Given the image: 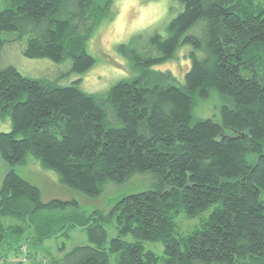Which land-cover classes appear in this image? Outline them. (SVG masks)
<instances>
[{
	"label": "trees",
	"instance_id": "obj_1",
	"mask_svg": "<svg viewBox=\"0 0 264 264\" xmlns=\"http://www.w3.org/2000/svg\"><path fill=\"white\" fill-rule=\"evenodd\" d=\"M96 0H15L0 9L4 32L35 34L23 54L84 75L97 63L88 41L107 12ZM182 11L167 34L138 36L119 51L135 75L105 94L80 81L60 85L0 67V264L38 260L52 239L81 227L88 243L51 264H264V3L259 0H178ZM192 47L184 83L164 66ZM226 100L219 117L197 119L200 102ZM34 156L66 187L99 197L150 173L153 186L117 199L107 213L75 200L44 202L39 187L17 171ZM208 213L207 216H204ZM203 216L191 233L175 219ZM16 220V223L6 219ZM117 236L108 241L107 227ZM131 236V240L125 238ZM147 243H159V255ZM67 247H61L65 251Z\"/></svg>",
	"mask_w": 264,
	"mask_h": 264
},
{
	"label": "rangeland",
	"instance_id": "obj_2",
	"mask_svg": "<svg viewBox=\"0 0 264 264\" xmlns=\"http://www.w3.org/2000/svg\"><path fill=\"white\" fill-rule=\"evenodd\" d=\"M264 3V0H259ZM73 0H68L70 11H75ZM16 8L15 0H0V9ZM93 8L107 12L104 20L98 25L88 41V49L97 59L96 65L84 75H76L70 72L71 59L57 64L48 59H30L23 54L29 37L32 33L4 32L1 39L5 41L1 53L0 67L12 65L23 75L56 81L60 85H69L80 81L81 88L90 94L103 95L117 81L135 75L130 67V62L119 51L121 45H130L136 41V37L149 36L154 32L167 34V25L182 11L178 0H96ZM106 11V12H105ZM192 47H183L177 54V58L170 63L157 67L162 71H170L179 83H184V75L190 69V61L187 54ZM226 104V100L217 94H212L209 100L200 102L195 109L197 119L219 117L220 108ZM10 120L0 119V132L11 131ZM8 166L0 159V188L7 173ZM18 173L27 181L36 185L42 192L44 202L53 199L77 200L81 208L86 212L95 210L107 213L111 205L120 197L147 190L153 186L155 179L152 174H137L123 185L108 183L104 192L99 197H89L81 192L72 190L60 182V178L54 171L43 168L41 163L32 155L28 156L27 163L17 168ZM206 213L204 216H207ZM203 216L189 219L180 215L175 219L178 229L183 234L191 233L199 227ZM8 222L16 223L11 218ZM108 241L117 236L114 225L107 228ZM131 240V236L125 238ZM88 243L85 230L77 227L69 238L52 239L46 242L45 248L40 252L38 260L32 258L11 257L6 263L11 264H51L52 259L61 258L67 250ZM148 249L154 250L159 255L163 247L159 243H147ZM61 247H67L61 251ZM115 255L111 257V264H117Z\"/></svg>",
	"mask_w": 264,
	"mask_h": 264
}]
</instances>
